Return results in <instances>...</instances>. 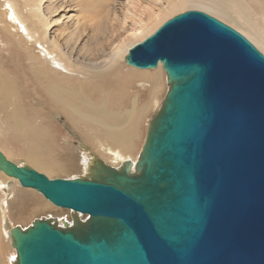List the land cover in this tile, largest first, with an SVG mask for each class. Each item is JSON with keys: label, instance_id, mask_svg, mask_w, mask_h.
Wrapping results in <instances>:
<instances>
[{"label": "water", "instance_id": "95a60500", "mask_svg": "<svg viewBox=\"0 0 264 264\" xmlns=\"http://www.w3.org/2000/svg\"><path fill=\"white\" fill-rule=\"evenodd\" d=\"M125 63L160 64L167 85L134 165L48 179L0 152L1 172L73 213L11 228L13 264H264V56L187 10Z\"/></svg>", "mask_w": 264, "mask_h": 264}, {"label": "bare ground", "instance_id": "6f19581e", "mask_svg": "<svg viewBox=\"0 0 264 264\" xmlns=\"http://www.w3.org/2000/svg\"><path fill=\"white\" fill-rule=\"evenodd\" d=\"M41 1L22 0L21 5L19 0H4L0 5L4 7L0 11L2 30L28 54L32 73L43 95L37 103L44 111L47 123L53 126L55 120L63 119L64 126L75 130L85 143L92 146V150L83 146L75 135L74 140L80 149H59L46 123L39 120L31 127L21 114L23 109L17 104L19 91L13 77L2 69L0 114L2 117L7 115L6 123H14L16 133L24 146L29 148L24 162L14 161V164L19 167L26 164V167L42 172L48 179L53 178L55 173L84 169L88 172L89 166L93 165V157L114 168L126 161L134 165L139 155L135 143L139 139L141 118L149 115V110L154 106L160 107L159 96L163 85H167L160 64L155 70L136 69L124 65L125 57L132 46L142 42L173 15L188 9L207 13L239 31L264 54V0H222L227 8L215 0H70L80 14L69 26L66 23L72 18H64L65 14L51 19L52 14L62 8L61 3L46 0L44 12ZM235 2L246 11L239 6L240 9L233 11L234 14L231 7H236ZM251 3L262 7L260 16L253 10ZM90 4H93L91 7L95 12L92 18L87 15L91 13ZM252 17H257L259 23ZM66 19L68 21L64 22ZM53 27L58 29L60 39L50 36ZM88 29L90 33L87 34ZM107 42L110 48L104 49ZM34 46L39 47L42 55L34 52ZM51 65L62 67L61 70L65 72ZM122 73L126 81L114 87L113 79ZM126 91L132 92L131 101H128L130 108L119 112V106L126 104L123 101ZM144 97L146 104L137 111L139 98ZM6 100L11 105L9 110L4 105ZM9 128L5 130L6 133ZM44 143L48 145L49 158L43 154L41 158L44 156V159H40V152H33L37 145ZM63 143L72 145L69 141ZM84 147L88 148L85 154ZM91 151L92 156L89 154ZM7 193L9 198H5ZM7 201L10 202L8 209H5ZM8 213L13 224H20L22 229L33 215H39L37 219L58 220L57 226L60 222L70 225L73 215L70 210L54 206L36 190L22 187L17 179L0 171V264H9L4 259L2 249L5 242L11 247L9 233L13 227ZM64 215L67 219L63 218ZM76 216L80 220L86 218V215Z\"/></svg>", "mask_w": 264, "mask_h": 264}, {"label": "rangeland", "instance_id": "374dc122", "mask_svg": "<svg viewBox=\"0 0 264 264\" xmlns=\"http://www.w3.org/2000/svg\"><path fill=\"white\" fill-rule=\"evenodd\" d=\"M4 0H0V5L3 4ZM54 2H59L61 3V7L59 9V11H57V13L52 14V18L51 19H56L57 17L61 16L62 14L64 15V18H67L68 16H70L69 18H72L69 20L68 23H66V25H70L74 18L77 16H79V12H76V6L72 1H68V0H52ZM216 2L220 3L222 2V4L224 5L225 8H227L226 4L224 3V1L222 0H215ZM20 4L22 5V0H19ZM41 8L43 9V11L45 12V6L46 4V0H42L41 1ZM83 3V2H82ZM87 4V2H86ZM221 4V5H222ZM236 7L232 8L231 7V11H235L236 8L240 9L239 6L241 7V4L235 2ZM85 6V4H84ZM93 4H90V10L91 13H87L88 17L92 18L95 14L94 9H92ZM251 6L253 8V10L259 14V16L262 14V7L260 5H257L256 3H251ZM4 7H0V11L3 9ZM243 9V7H241ZM120 9V8H118ZM188 10H193V9H188ZM245 10V9H243ZM187 10H183L180 13H183ZM246 11V10H245ZM23 13H25V11H23ZM177 13V14H180ZM234 13V12H233ZM138 14V13H137ZM236 14V13H234ZM209 15V14H208ZM174 16V15H173ZM172 16V17H173ZM211 16V15H210ZM213 17V16H212ZM67 18V19H69ZM171 18V17H170ZM169 18V19H170ZM215 19H217L216 17H213ZM254 20L257 21V23H259V19L257 17H252ZM257 18V19H256ZM9 19V17H8ZM64 20V22L68 21V20ZM219 20V19H217ZM220 22L224 23L225 25H227L228 27H230V25H228L227 23L219 20ZM63 22V23H64ZM2 24L0 23V69L7 71V73L13 77L14 79V85L16 86L17 90L19 91V100H18V105L21 107V109H23L22 111V116L24 117L25 121L28 122V124L33 127L35 122H38L39 120L42 122H44V124L46 123V125L49 126V131L52 132L54 140L56 142V146L60 149H64L65 150H70V148L74 147V148H81L79 147L77 141L74 140V136L75 135L77 138L80 139V141H82L81 143L83 144V146H87L90 150H92V146L85 143L81 136L72 128L68 127V126H64V120L60 119V120H55L54 121V125L51 126L47 123V118L45 117V113L44 111L41 110L40 105L37 103L38 98L43 96L42 95V91L40 90V88L37 85L38 80L35 78V76L32 73L31 70V61L29 60L28 54L21 49L19 46H17L14 42V40L10 39L6 34H4L3 30H2ZM162 25V24H161ZM160 25V26H161ZM261 26V25H260ZM231 28V27H230ZM262 28V26L260 27ZM58 29L56 27H53L50 30V36L54 35V36H59V31H57ZM233 30H235L236 32H238L239 34H241L239 31H237L236 29L233 28ZM262 30H264V27L262 28ZM21 32L23 30H20ZM58 32V34H57ZM86 33H90V30L88 29L86 31ZM242 35V34H241ZM25 36V35H24ZM245 39H247L244 35H242ZM86 37V34H85ZM85 37H83L85 39ZM58 39H60V37H58ZM248 40V39H247ZM250 42V41H249ZM251 43V42H250ZM252 44V43H251ZM253 45V44H252ZM36 47L34 52L35 53H39V55H42V53H40V49L38 46H34ZM107 47L110 48L109 46V42L105 43L104 45V49H107ZM257 49V48H256ZM258 50V49H257ZM259 51V50H258ZM260 52V51H259ZM261 53V52H260ZM263 56L264 54L261 53ZM126 63H124L125 65ZM53 68H56L58 70H60L61 72H65L64 70H61V68H57V66H53L51 65ZM155 70V69H153ZM165 75L163 72V79ZM126 76L124 73L122 74H118L117 77H115L112 82V84H114V87H118L121 86V84L123 82L126 81ZM167 92V86H165V84L163 85V89L160 93V99H159V103L161 106V101L163 100L165 93ZM126 97L124 98L123 101H126V104H121L119 106V109L117 111H124L125 109H129L130 108V104H128V101H131V97H132V92L131 91H126ZM163 96V97H162ZM146 97L144 98H139V104H138V108L137 111L139 110V107L143 106L144 104H146ZM1 100H0V106H1ZM5 107L8 108V110L10 109L11 105L9 103L8 100L5 101ZM159 105L154 106V108L149 110V115L146 114L145 117L141 118L142 122L140 123V126L138 127V134H139V139L136 141V145L138 147V152L140 153V150L142 148L143 142H144V138H145V133L147 131L148 125L150 120L152 119V117L156 114L155 112L159 110ZM153 112V113H152ZM6 114H7V110H6ZM6 117H2V115L0 114V152L5 156V158L9 161H11L12 163H14V161H18V163H23L24 159L27 154H28V149L27 145L24 146L23 141L21 140V137L16 133V128L14 126V123L12 122L10 123H6L7 121V115H5ZM63 118V116H61ZM43 118V119H42ZM2 119V120H1ZM10 126V128H9ZM9 128V132L6 133L5 130ZM73 133V134H72ZM17 135V136H16ZM20 138V140L18 139ZM44 138V137H43ZM65 141H69V143H72V145H63ZM63 143V144H62ZM43 144V143H42ZM43 146V147H42ZM78 146V147H77ZM39 147L40 150H39ZM48 145H37V149L34 150L35 152H33L34 154H39L40 152V156H38V158L40 159H44L43 157L45 156V158H49L47 155L48 154V150L47 149ZM43 149V150H42ZM38 150V151H37ZM45 150V153H43V151ZM89 150V151H90ZM42 151V152H41ZM47 152V153H46ZM87 151L84 149L83 153L85 154ZM45 154L42 158L41 156ZM92 156V151L89 153ZM47 156V157H46ZM26 166V164L24 165ZM92 164L89 166V171L92 168ZM31 169L35 170L34 168L31 167ZM37 171V170H35ZM82 171V172H81ZM89 171H85L84 170H80L78 172H68V173H55L53 178L50 179H73V178H84L86 177V175L89 173ZM38 172V171H37ZM85 172V173H83ZM41 174H43L42 172H39ZM45 175V174H43ZM46 176V175H45ZM73 176V177H72ZM47 177V176H46ZM48 178V177H47ZM38 198L40 197L39 195L37 196ZM5 198H9L8 193L5 194ZM41 200V198H39ZM10 201H7V205L5 206V209H8V205H9ZM7 211V210H6ZM29 213V211H28ZM30 214V213H29ZM9 215V221L11 223V227H22L20 224L18 225H14L13 222L10 219V213H8ZM28 215V214H27ZM37 217H39V215L36 216H31V220L29 221V223H26L23 225V229L24 227H29L32 223L33 220L37 219ZM64 219H67L66 216H63ZM55 223H58V220H55ZM63 226V222H60V226ZM2 249H3V254H4V259L6 262H8L9 264H13V261L15 259V250L11 249V247L9 245H7V243H3L2 245ZM13 251V252H11ZM11 254V255H10ZM9 256H11V258H8ZM13 257V258H12Z\"/></svg>", "mask_w": 264, "mask_h": 264}]
</instances>
